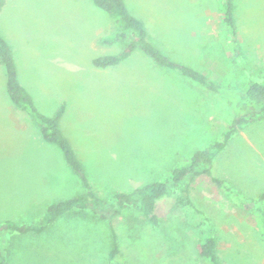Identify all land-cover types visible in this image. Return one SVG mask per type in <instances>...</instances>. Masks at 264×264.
<instances>
[{
    "label": "rangeland",
    "instance_id": "rangeland-1",
    "mask_svg": "<svg viewBox=\"0 0 264 264\" xmlns=\"http://www.w3.org/2000/svg\"><path fill=\"white\" fill-rule=\"evenodd\" d=\"M124 2L164 55L226 90L243 91L248 80H260L264 73V0H232L235 48L222 23L221 0ZM117 28L93 0H5L0 13V33L13 49L19 81L37 110L52 116L65 105L89 114L80 118L78 127L91 140L76 130L73 136L76 144L99 150V156L86 152L81 159L90 185L108 202L115 193L165 180L196 151L221 141L232 120L223 96L156 65L139 49L115 67H94V58L122 51L125 41H109ZM145 64L160 71L150 73L155 83L149 87L143 81L148 77L132 74ZM5 83L0 65L3 128L12 129L8 119L18 117L34 129L0 135V175L6 174L3 167L20 166L19 174H9L15 180L0 185V225L33 224L56 201L49 196L52 177L72 172L59 148L41 137L34 116L10 102ZM164 90L175 97L165 101ZM71 121L72 115H67L63 125L70 140ZM212 173L225 188L206 176L187 181L185 193L156 204L157 228L145 222L129 227L130 216L142 218L131 208L109 220L126 256L124 264H209L195 250L207 225L217 238L221 264H264L257 219V210L264 211V199L259 198L264 194V114L230 136L214 159ZM73 176L76 187L66 197L83 191L79 177ZM37 183L43 197L24 213L31 205L22 202L35 193ZM106 225L68 215L39 235L7 236L0 231V250L5 247L7 264H114L106 257Z\"/></svg>",
    "mask_w": 264,
    "mask_h": 264
},
{
    "label": "trees",
    "instance_id": "trees-1",
    "mask_svg": "<svg viewBox=\"0 0 264 264\" xmlns=\"http://www.w3.org/2000/svg\"><path fill=\"white\" fill-rule=\"evenodd\" d=\"M93 2L97 8L104 11L118 25L116 33L109 41L126 42L122 51L118 54L94 58L92 60L94 67L103 69L116 66L132 54L135 49H139L156 65L177 71L182 76L197 82L208 91L223 96L232 109L231 123L223 133L221 141L196 151L182 166L172 168L165 180L148 183L128 193H115L108 202L98 196L90 185L83 164L60 129L59 123L65 111V105H61L52 116L43 115L37 110L33 97L19 81L13 50L0 33V65L5 70V91L10 102L17 109L26 111L34 116L44 141L59 148L66 164L79 177L83 188L82 193L75 197L49 205L37 222L15 225L10 221H6L3 225H0V231L6 234L39 235L49 229L56 221L68 215L88 218L98 223L106 222V227L110 234V247L106 253L107 260L114 264H124V257L126 256L121 251L117 233L109 220L121 216L123 211L131 208L136 210L142 218L130 216L128 220L129 227L145 222L157 228L159 226V218L154 213L156 204L162 199L174 198L179 193H185L187 191V181H192L199 176H206L218 188H225L224 182L212 173L213 160L218 153L224 150L230 136L238 132L241 124L249 123L263 116L264 73L260 80H248L243 91L232 92L226 90L201 72L175 63L164 55L149 41L144 24L130 14L124 0H93ZM4 5L5 0H0V13ZM221 8L222 23L235 48L237 40L235 38V24L232 15V0H221ZM259 198L264 199V194H261ZM87 212H90V214ZM257 219L261 223L259 234L263 239L264 232L262 235L261 230H264V211L257 210ZM195 250L199 259L205 260L209 264H221L217 257V238L211 226L207 225L205 236L197 240ZM4 252L5 247L0 250V264H7Z\"/></svg>",
    "mask_w": 264,
    "mask_h": 264
},
{
    "label": "crops",
    "instance_id": "crops-1",
    "mask_svg": "<svg viewBox=\"0 0 264 264\" xmlns=\"http://www.w3.org/2000/svg\"><path fill=\"white\" fill-rule=\"evenodd\" d=\"M221 16H222V13H221ZM131 55L132 54H130L125 60H127L129 57H131ZM143 57H144L143 55H140V56L138 55V58H143ZM125 60H123V61H125ZM122 62H120V63H122ZM119 64H117V65H119ZM113 67H115V66H113ZM150 73H154L156 75L157 73H160V71L155 70V69H149V68H147L146 64L144 66L140 65L137 69L132 71V74H135L137 77H141V78L148 77L146 79H143V81L146 83V86H148V87L152 86L155 83V79H153L151 77ZM163 96H166L165 98H163L165 101L167 99V96L173 97V98L175 97L173 95H166L165 90L163 91ZM7 106L9 108V112H10V110H11L10 103H7ZM67 115H72V121H71V123H72V140H70L65 135L64 130H63V125L66 123V116ZM88 116H89V114L86 112L79 111V113H78V112H75L74 110H72V108L65 106V111H64V113L60 119V123H59L60 129H61L63 135L69 140L73 150L75 151L76 155L78 156V158L80 159L82 164H83L84 160L81 159V156L86 157V155H85L86 152H89L91 154V157L100 155L99 150L93 151V150H95V148H93L92 145L86 146V145L81 144L80 142H78L77 144L75 143V138L73 136L74 130L80 131L85 139L91 140L90 134L86 133V132H82L78 127L80 118H86ZM12 118L13 119H11V118L8 119V121L10 123H12V125H13L12 129H10V128L4 129L3 123L0 122V135L5 134V133L10 134L12 131L20 132V133H26V132L34 129L33 127L27 126L26 121H23L22 119H20L18 117H12ZM12 120H14V121H12ZM0 121H2V120H0ZM40 135H41V133H40ZM76 138H78V137L76 136ZM183 141L186 144V140H183ZM179 150H180V148H179ZM61 156H62V154H61ZM63 160H64V158H63ZM64 162H65V160H64ZM213 162H214V160H213ZM65 164H66V162H65ZM66 166L71 170V168L67 164H66ZM83 166H84V164H83ZM212 167H213V164H212ZM3 169L6 170V174H4V176L0 175V185L3 182L8 183L10 180L11 181L15 180V177H12L9 175L11 171H13L14 173L18 172V174L20 173V166H17L14 168H10V167L4 168L3 167ZM28 169L31 171H35L34 168H28ZM62 169H65V168L63 167ZM71 172H72V174H67L64 171H62V174H59L58 176L52 177L53 189L51 190V193L49 194V196L56 199V201H54L55 203L59 202L61 200H64V199L72 198V197H66L69 192H74L75 187H76V183L74 180L75 178L73 176V175L76 176V174L72 170H71ZM18 180H19V178H18ZM35 187H36L35 193L32 196H30L29 198H27L24 202H22V205H31L29 209L22 210L24 213H27L28 211H32L35 208V206H33V204H36L38 202V200H40L43 197L41 190H39L38 183L35 184Z\"/></svg>",
    "mask_w": 264,
    "mask_h": 264
}]
</instances>
